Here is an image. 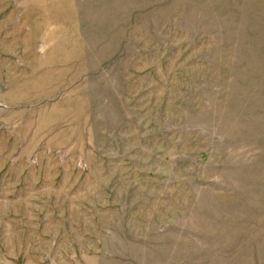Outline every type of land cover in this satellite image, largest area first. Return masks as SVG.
<instances>
[{
	"label": "rangeland",
	"instance_id": "obj_1",
	"mask_svg": "<svg viewBox=\"0 0 264 264\" xmlns=\"http://www.w3.org/2000/svg\"><path fill=\"white\" fill-rule=\"evenodd\" d=\"M0 264H264V0H0Z\"/></svg>",
	"mask_w": 264,
	"mask_h": 264
}]
</instances>
